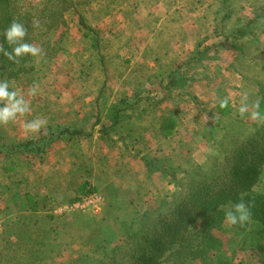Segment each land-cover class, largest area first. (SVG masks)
<instances>
[{"label": "rangeland", "instance_id": "obj_1", "mask_svg": "<svg viewBox=\"0 0 264 264\" xmlns=\"http://www.w3.org/2000/svg\"><path fill=\"white\" fill-rule=\"evenodd\" d=\"M253 19L244 53L220 45ZM13 21L25 35L9 53L21 44L38 52L2 63L0 84L27 111L0 123V264H129L143 238L159 235L154 221L182 198L186 175L264 124V0H0V42ZM124 98L134 107L104 137V151H77L75 139L86 136L64 134L6 152L59 128L110 124ZM34 122L38 130L25 128ZM68 144L75 153L63 151ZM172 167L178 182L166 174ZM253 188L264 192V172ZM91 191L103 196L100 210L64 209ZM216 236L231 264H260L258 241L230 220Z\"/></svg>", "mask_w": 264, "mask_h": 264}, {"label": "trees", "instance_id": "obj_2", "mask_svg": "<svg viewBox=\"0 0 264 264\" xmlns=\"http://www.w3.org/2000/svg\"><path fill=\"white\" fill-rule=\"evenodd\" d=\"M228 16L229 13L224 14L220 21ZM257 17L259 18V15L256 14L255 19ZM255 19L244 24L243 27L232 29L231 34L227 35L220 45L244 53L240 39ZM79 23L85 26L86 21L83 15L79 16ZM84 35L86 36L87 33ZM0 43V76H4L6 72L2 65L12 62L15 55L9 59L4 54L10 51V42L6 41V38ZM197 58L193 56L186 64L195 62ZM175 79L174 73H171L167 81L170 88L175 85ZM134 104V101L128 103L124 98L117 106L111 107L108 114L111 113L112 123L99 128L105 138L110 136L111 131L115 132L119 129L123 116L129 115L126 112L131 110ZM63 134L71 138V136L82 135L83 131L82 128H59L58 131H53L48 136L43 135L35 141L27 140L11 146L6 152H15L29 144L33 145V142L39 144L46 140L50 142L60 139V135ZM127 138L128 136L124 138L119 136V139L126 140ZM263 139L264 124L251 131L248 137L240 139L231 148L230 154H226L227 156L222 157L218 162L215 159L201 173H188L186 175L187 188L182 198L173 196L172 205L166 215L154 221V226L161 229L159 235L143 238L141 254L138 256L132 254V261L129 264H188L195 260L200 264H231L230 259L221 252L222 245L216 236V232L222 228L224 221L230 220L228 213L236 218V223H232L231 220L230 222L235 226L237 233L242 234L243 238L258 241L256 247L261 254L259 263L264 264V240L262 238L264 234V192H257L253 188L257 185L261 172H264V147L259 148ZM34 149L42 151L43 148L38 145ZM174 168L176 167L167 170L166 174L172 182H178ZM79 197L81 196H77ZM239 204L244 206L243 212L236 210ZM242 215H246L247 219L241 221ZM193 224H195L194 228L191 227Z\"/></svg>", "mask_w": 264, "mask_h": 264}, {"label": "clouds", "instance_id": "obj_3", "mask_svg": "<svg viewBox=\"0 0 264 264\" xmlns=\"http://www.w3.org/2000/svg\"><path fill=\"white\" fill-rule=\"evenodd\" d=\"M25 35V31L21 24L13 21L10 25V27L5 31V37L7 41L13 42L16 38H22ZM38 49L32 47L28 44H21L19 47H16L13 49V53L15 56H20L25 53H31L33 55L37 54ZM9 59L13 58L12 53L5 52L4 53ZM34 89L32 92L34 93ZM18 93L17 92H9L8 91V85L6 83L0 84V100H6L10 103V107H4L3 109H0V123L7 122L9 117L14 115L15 113H20L23 115L27 111V102L21 99H16ZM221 107H226L228 105V101L224 100L220 102ZM240 113L243 115L245 112L248 111L246 106H242L239 108ZM252 118L257 119L259 118L258 112L252 113ZM42 122H34L30 125H25V128H30L33 131L38 130L40 127V124ZM244 206L242 204H239L236 206V210L238 212H243ZM229 219L232 221V223H236V218L231 214L228 213ZM247 219L246 215H242L240 217V220L243 221Z\"/></svg>", "mask_w": 264, "mask_h": 264}, {"label": "crops", "instance_id": "obj_4", "mask_svg": "<svg viewBox=\"0 0 264 264\" xmlns=\"http://www.w3.org/2000/svg\"><path fill=\"white\" fill-rule=\"evenodd\" d=\"M90 125L91 126H87L88 128L86 126L82 128V131H85L86 129H88V130L91 129V130H89V132H87V135H80V136H86V137H81V139L77 138L75 140L78 142V139H79V144L76 148L77 151L79 149L81 152L89 153L92 156L93 154L97 153L98 148H99V150L101 148L102 151H104V149L102 147L104 146L103 144H106V142L104 143V141H102L105 136H103L101 134V132L99 131L100 125L98 123L97 124H90ZM59 138L65 139L64 134L60 135ZM102 142H103V144H101ZM95 143L98 144L97 148H96ZM76 150L71 149L70 144H68L67 146H65L63 151L67 152V153H72L74 151V153H75ZM47 182H49V181L45 179L46 184H47Z\"/></svg>", "mask_w": 264, "mask_h": 264}, {"label": "built area", "instance_id": "obj_5", "mask_svg": "<svg viewBox=\"0 0 264 264\" xmlns=\"http://www.w3.org/2000/svg\"><path fill=\"white\" fill-rule=\"evenodd\" d=\"M103 202V196L98 191H93L85 197L72 200L64 209L97 212L101 209Z\"/></svg>", "mask_w": 264, "mask_h": 264}]
</instances>
